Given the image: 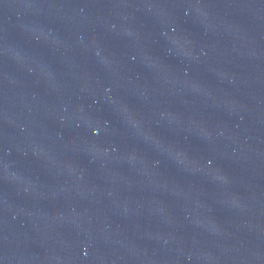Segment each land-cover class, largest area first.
<instances>
[{
    "label": "water",
    "instance_id": "obj_1",
    "mask_svg": "<svg viewBox=\"0 0 264 264\" xmlns=\"http://www.w3.org/2000/svg\"><path fill=\"white\" fill-rule=\"evenodd\" d=\"M0 264H264V0H0Z\"/></svg>",
    "mask_w": 264,
    "mask_h": 264
}]
</instances>
